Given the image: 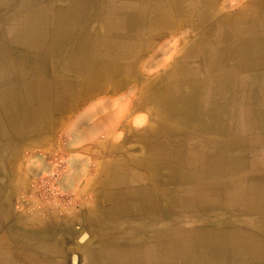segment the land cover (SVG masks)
Here are the masks:
<instances>
[{
  "label": "crops",
  "instance_id": "obj_1",
  "mask_svg": "<svg viewBox=\"0 0 264 264\" xmlns=\"http://www.w3.org/2000/svg\"><path fill=\"white\" fill-rule=\"evenodd\" d=\"M3 14L0 264H264V27L196 47L176 76L147 65L160 45L133 63L94 44L91 20ZM63 143L74 205L21 202Z\"/></svg>",
  "mask_w": 264,
  "mask_h": 264
},
{
  "label": "bare ground",
  "instance_id": "obj_2",
  "mask_svg": "<svg viewBox=\"0 0 264 264\" xmlns=\"http://www.w3.org/2000/svg\"><path fill=\"white\" fill-rule=\"evenodd\" d=\"M0 1H5V3L0 2V11L5 9L8 10L10 8L7 7L8 5H10V4H6L7 0H0ZM26 1H28L30 5L28 6V8H26V6L19 8L22 13L21 15L36 17L38 11H40L43 8L40 7L42 4L39 1L38 2L33 1L34 3L32 2V0H26ZM119 1H126V0H119ZM11 2H13L14 4L16 1L10 0L7 3H11ZM231 3H235L236 5L241 4L239 6V8L241 9H238L236 11L237 13L234 15L232 12H228L231 14L224 13L225 12L224 10L232 8V6L230 5ZM259 3L260 0H129L128 2L126 1L121 3L119 6L116 5L114 6L112 2H108L106 6L103 5L100 7L99 12L91 11V8L89 7L87 8L78 5L75 9L74 7H72V5H69L65 9L60 8V9L52 10L51 14L48 9V13L59 21L66 20L67 18L74 16V12L80 15L78 16L79 20H84V21L91 20V17L95 18L93 16L94 14L99 15L103 23L102 28L109 33L97 35L96 37H94L93 43L94 44L100 43L102 45L111 47V49L117 47L120 56L122 55V59H128L133 63L139 62L142 59V56L148 53V51H150L153 46L160 45V42L163 38L167 36L171 37L172 35H175V40L170 45L168 46L160 45L161 52L165 54L167 53V55L160 59H153L154 57H151L152 60L148 61L147 65L157 68L162 67L164 68V70H166L167 67L169 69L170 68L169 66L174 65V75L177 76V75L186 74V71L180 72L184 70L180 69L181 64L179 63L178 59L183 58L182 56L187 58L188 56H190V59H192L194 53L198 52V48L196 47L198 46L200 47V45L204 46V45H211L216 43H225V41L231 38L233 34H235V36H232V38H234L238 44H241L242 34L251 31L252 29L255 30L260 27H264V25L262 24L263 19L254 20L251 23V22H247L243 17L244 16L243 14H245L246 12L259 14L264 17V8L261 5H259ZM122 13H125L126 16H124ZM114 17H123V19L122 21L120 20L119 23L114 24L113 23ZM255 24H260L262 26ZM113 31H120L122 33L127 32V34L130 33V35L126 37L119 36L120 38H118V41L115 42L117 44H114V41L113 39H111L110 36L111 32ZM209 31H211V35H208L210 33ZM206 32L208 34H204ZM208 36H211L210 40H209L210 37ZM73 39H74V44H78L80 47H84V45H86V42L82 41L80 35L75 36ZM244 43L245 41L243 42V45L246 44ZM188 44H190V46L187 47ZM177 46H186L185 48L186 50L185 49L183 50V55H181L180 57L177 56L173 57L174 54L177 55V52H175ZM129 54H131V57L129 56ZM113 55H116V51L112 54L111 58H113ZM212 57L219 59V55H214V56L212 55ZM105 59L106 58H101V61ZM190 59L189 61H191ZM102 63L104 62H99L98 64H102ZM172 71L173 70H171L168 73V75H170ZM161 73L162 72H158L156 73V75H160ZM166 74L167 73H165V75ZM103 75H105V73ZM138 78L140 79V77ZM230 91L232 92V90ZM205 99H207V97ZM64 149H65V145H64ZM177 187L178 185H176V188ZM196 234L200 235L203 233H201L200 231H196Z\"/></svg>",
  "mask_w": 264,
  "mask_h": 264
},
{
  "label": "rangeland",
  "instance_id": "obj_3",
  "mask_svg": "<svg viewBox=\"0 0 264 264\" xmlns=\"http://www.w3.org/2000/svg\"><path fill=\"white\" fill-rule=\"evenodd\" d=\"M14 1H16L14 4H13V2L6 3V4H10V5L7 6V7H10V8L8 10L5 9V10L0 11L1 12L0 13V17H1V15L2 16L6 15V14H3L5 11L10 12L11 14L16 13L13 16L14 17V22H16L19 19V17L21 16V14H22L21 10L19 8H22L23 6H26V8H28V6L30 5L29 2L26 1V0H14ZM33 1L34 2H36V1L38 2L39 1L42 4L40 7L41 8L43 7V8L40 11H38V14H37V18L40 19V18H43V17L47 18V16L53 18L50 15L52 13V10H56V9H60V8L65 9L69 5H72V7H74L75 9H76V7L78 5L79 6H83V7H87V8L89 7V8H91V11L99 12L100 11V7L103 6V5L106 6L108 4V2H112L114 6L115 5L119 6L121 3L126 2V1L128 2L129 0H126V1H119V0H106V1L105 0H32V2ZM230 5L232 6V8L230 9L231 11H237V9L239 8V6L241 4H239V5L237 4L236 5L235 3H231ZM259 5H261L264 8V0H260ZM48 9L50 11V14L48 13ZM37 10H39V9H37ZM122 14L124 16H126L125 13H122ZM74 16H71L70 18H67L66 20H63V21L68 23L67 25H72V26L81 25L82 27H85L88 24V21H84V20H79L78 19V16H80L79 14L74 12ZM93 16L95 18L91 17V23H90L91 25L90 26H92V24H93L94 31L100 33V32H102V29H103L102 28L103 23H102V21L100 19L101 17L99 15H97V14H94ZM64 18H66V17H64ZM122 19H123V17H114L113 23L117 24V23H119L120 20L122 21ZM107 33H109V32H107ZM129 35H130V33L127 34V32H123L122 33L120 31H113V32H111L110 36H111V39H113L114 44H117L115 42L118 41V38H120L119 36L126 37V36H129ZM171 41H172V39H168V37H165V38H163L161 40L160 45L167 46V43L171 42ZM158 54H159L158 57L161 58L162 54L160 52ZM241 168L242 167L240 165L239 170H241ZM24 193H21L19 195V198H18L19 200L24 195ZM200 228H202V227H200ZM176 229L179 230L180 232H183V230L184 231H189V230L198 231L199 226H197L196 224L194 225L192 223L191 226H186L185 228L180 227V228H176ZM207 229H209V228L205 227L203 230H207ZM211 230H214V228L211 229Z\"/></svg>",
  "mask_w": 264,
  "mask_h": 264
},
{
  "label": "built area",
  "instance_id": "obj_4",
  "mask_svg": "<svg viewBox=\"0 0 264 264\" xmlns=\"http://www.w3.org/2000/svg\"><path fill=\"white\" fill-rule=\"evenodd\" d=\"M44 167L31 178V192L20 198L21 202L31 200L35 203L50 206L57 204L62 208L74 205L72 196L61 186V180L68 170L67 153L64 143L41 155Z\"/></svg>",
  "mask_w": 264,
  "mask_h": 264
},
{
  "label": "water",
  "instance_id": "obj_5",
  "mask_svg": "<svg viewBox=\"0 0 264 264\" xmlns=\"http://www.w3.org/2000/svg\"><path fill=\"white\" fill-rule=\"evenodd\" d=\"M84 238H85V236L83 235L82 237H81V239L82 240H84ZM83 241H80V243H82ZM72 264H76V262H77V256H76V254H74V255H72Z\"/></svg>",
  "mask_w": 264,
  "mask_h": 264
}]
</instances>
